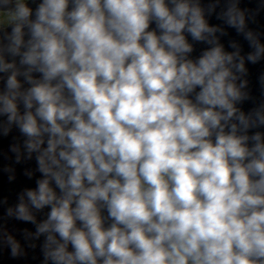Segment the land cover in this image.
<instances>
[{"label": "clouds", "instance_id": "1", "mask_svg": "<svg viewBox=\"0 0 264 264\" xmlns=\"http://www.w3.org/2000/svg\"><path fill=\"white\" fill-rule=\"evenodd\" d=\"M0 12V115L42 174L16 217L49 208L45 264H264V133L249 135L264 115L237 107L244 59L199 0H0ZM224 16L244 30L235 5ZM189 38L208 47L192 57ZM245 38L256 62L264 45Z\"/></svg>", "mask_w": 264, "mask_h": 264}, {"label": "water", "instance_id": "2", "mask_svg": "<svg viewBox=\"0 0 264 264\" xmlns=\"http://www.w3.org/2000/svg\"><path fill=\"white\" fill-rule=\"evenodd\" d=\"M205 11V19L209 26L216 27L219 43L225 51L235 52L239 50L244 59L246 71L238 74L237 84L246 82L242 92L246 93L243 100L237 103V107L256 120V114L264 115V53L256 62L248 60V54L255 51L254 46L245 34L251 32L261 45H264V0H199ZM233 5L244 15L245 26L242 32L226 23L224 13ZM11 32L10 23L0 27V46L7 44L6 36ZM193 43L192 57L199 56L208 45ZM235 47H234V46ZM11 59V57H9ZM4 74L0 73V77ZM4 88V79H0V91ZM8 128L7 134L5 129ZM255 132L264 133V125L258 123L250 128L249 135ZM25 137L16 125L9 126L7 118L0 115V264H45L43 245L45 235L36 236L37 225L47 218L49 208L36 210L31 208L35 223L17 219L16 206L20 203V197L27 189H35L37 180L42 174L37 170L38 165L33 154L28 159L24 147ZM17 148L18 151H13ZM19 156V160H17ZM25 202L27 198L25 197ZM12 214L9 215V210ZM12 237L19 244V254L12 256L11 247L7 242ZM51 264V262H47Z\"/></svg>", "mask_w": 264, "mask_h": 264}, {"label": "rangeland", "instance_id": "3", "mask_svg": "<svg viewBox=\"0 0 264 264\" xmlns=\"http://www.w3.org/2000/svg\"><path fill=\"white\" fill-rule=\"evenodd\" d=\"M4 13V17L3 16H0V25H4V22H2V20H6L8 18L7 14L5 12H2ZM9 19L7 21H5V23H9Z\"/></svg>", "mask_w": 264, "mask_h": 264}, {"label": "flooded vegetation", "instance_id": "4", "mask_svg": "<svg viewBox=\"0 0 264 264\" xmlns=\"http://www.w3.org/2000/svg\"><path fill=\"white\" fill-rule=\"evenodd\" d=\"M4 13H2V12H0V16H3L4 17V15H3ZM8 20V18L6 19V20H2V22H4V25H0V27L1 26H6L7 24H9V23H5V21H7Z\"/></svg>", "mask_w": 264, "mask_h": 264}]
</instances>
